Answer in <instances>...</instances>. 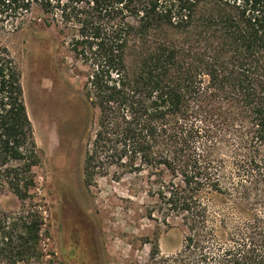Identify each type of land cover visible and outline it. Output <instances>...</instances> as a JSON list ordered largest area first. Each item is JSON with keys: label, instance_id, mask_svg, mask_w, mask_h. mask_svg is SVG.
I'll return each instance as SVG.
<instances>
[{"label": "trees", "instance_id": "16d2710c", "mask_svg": "<svg viewBox=\"0 0 264 264\" xmlns=\"http://www.w3.org/2000/svg\"><path fill=\"white\" fill-rule=\"evenodd\" d=\"M35 9L86 66L85 184L145 173L147 217L185 229L175 254L153 245L151 264H264V0H0V33ZM39 164L21 72L0 45V189L22 203L0 209V264L44 257Z\"/></svg>", "mask_w": 264, "mask_h": 264}, {"label": "rangeland", "instance_id": "374dc122", "mask_svg": "<svg viewBox=\"0 0 264 264\" xmlns=\"http://www.w3.org/2000/svg\"><path fill=\"white\" fill-rule=\"evenodd\" d=\"M68 40L46 26L37 9L21 29L0 33V45L21 72L40 154L34 193L45 224L38 264H151L153 245L160 257L171 256L181 248L185 229L173 216L167 225L158 212L147 217L157 200L147 194L145 173L118 179L111 168L84 182L91 110L82 93L86 66L68 49ZM21 207L13 193L0 189L2 211Z\"/></svg>", "mask_w": 264, "mask_h": 264}]
</instances>
